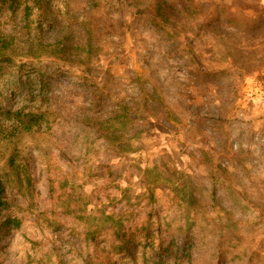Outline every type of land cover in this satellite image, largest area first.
Masks as SVG:
<instances>
[{"label":"rangeland","instance_id":"rangeland-1","mask_svg":"<svg viewBox=\"0 0 264 264\" xmlns=\"http://www.w3.org/2000/svg\"><path fill=\"white\" fill-rule=\"evenodd\" d=\"M10 36L0 264H264V0H0Z\"/></svg>","mask_w":264,"mask_h":264},{"label":"trees","instance_id":"trees-1","mask_svg":"<svg viewBox=\"0 0 264 264\" xmlns=\"http://www.w3.org/2000/svg\"><path fill=\"white\" fill-rule=\"evenodd\" d=\"M39 3L35 4L34 9L38 10V14L36 17V28L34 31H30V46L33 45H43V30L45 29V24L42 21V11L38 7ZM11 41H9L6 38L0 37V50H7L10 43L14 42V37L10 36ZM42 94V92H40ZM33 95V93H31ZM3 108V107H2ZM119 110H122L120 114L117 113V117L119 118H128L130 119V109L127 105H119L118 106ZM102 107L99 105V103L95 104L88 109V113L83 115L82 122L85 125V127L90 128L93 130L95 133L99 135V137L105 138L107 140H112V138L116 135V130L117 127L114 126L113 121L117 120V117H104V114H102ZM14 113V115L12 114ZM7 116L10 117V119L14 116V120H16L19 125L24 126L25 128H32L33 126H36L40 124V120L42 118V114L39 115L38 113H26L25 111H17V112H7ZM205 162L209 165L213 164V161L209 156L206 157ZM11 164L14 167V170H16V174L20 178V182H23L25 180V183H20L21 185V193L26 197L30 198L34 197V191H35V186L33 183V177L31 175H26L20 170V167L15 165L14 159H12ZM215 166V165H214ZM221 170L223 168L221 166H218ZM23 180H22V179ZM1 191L0 194H2L5 191V186L1 184ZM182 249L186 250V246H184Z\"/></svg>","mask_w":264,"mask_h":264}]
</instances>
